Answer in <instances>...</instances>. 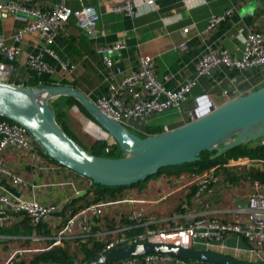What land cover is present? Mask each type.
Instances as JSON below:
<instances>
[{"label":"crops","instance_id":"obj_1","mask_svg":"<svg viewBox=\"0 0 264 264\" xmlns=\"http://www.w3.org/2000/svg\"><path fill=\"white\" fill-rule=\"evenodd\" d=\"M58 1L0 0V35L5 37L8 45L20 49L11 71L12 83L22 81L24 86H31L26 83L34 70L30 69L28 62L30 57L35 55L39 56L47 67L44 71L38 72L43 86H72L96 102L97 99L108 97L110 94L109 82L106 79L110 69L105 66L103 54L99 49L121 42L126 45L125 49L108 53L113 68L122 70L117 82L121 76L138 68L141 56H151L155 61L157 78L165 88L174 90L196 77L197 60L211 50L227 49L231 54L242 57L245 44L236 38L240 29L245 33L253 31L264 37V0H155V10L140 12L138 16L112 11L114 5L126 0H66L67 5L73 9L92 5L98 10L100 19L93 32L82 30L72 17L61 31L53 34L51 44L47 43L46 37H42L39 31L27 33L22 40L16 39L19 30L34 22V19L8 11L4 5L36 6L47 11ZM132 1L138 3L142 0ZM229 9H233L232 15L217 28L206 32L211 17L222 15ZM169 17L177 20L165 25L164 19ZM184 27L189 28L188 32L183 31ZM182 43L187 46L184 51L174 49L176 45ZM5 58V55L0 53V60L6 61ZM263 85L264 66L252 70L217 67L211 75L195 80L182 110L172 108L145 117L139 121L141 130L136 132L151 135L148 134V129H159L162 132L166 129H175L196 116L199 105L204 103L207 107H217ZM59 97L52 99L51 102ZM65 117L66 126L86 146L90 147L96 139L110 140L107 131L78 106L66 109ZM260 141L263 142L264 138L258 139V142ZM4 157L7 167L24 177L27 187L16 186L9 177L0 175V192H5L6 189L7 192L23 198L49 204L63 202L74 194V190L87 187L89 184L86 178L50 160L36 142L32 143L29 150L8 149ZM195 177L197 175L186 174L181 178L161 176L148 182L146 189L158 188L156 198L162 197L158 208L162 214H166L172 208L177 193L183 191L181 190L183 188L184 193L187 192L184 184ZM250 191L249 183L241 177L238 181L221 178L212 186V191L201 197H192L189 203L185 202L184 213L161 220L146 217L144 224L155 223L166 227L187 224L196 214H207L222 221L232 219L240 221L243 219L241 211L248 206ZM129 192L133 196L134 193H131L133 190ZM175 192L173 198L170 197ZM80 199L84 202L83 198ZM1 208L3 207L0 205ZM150 209L152 208H148ZM14 218H17L16 213L0 216V224ZM97 232L102 231L98 229ZM0 235V264L11 251L21 247L18 239L33 241L46 238L35 233L29 236L8 233ZM194 248L217 251L245 261H256L260 258L251 251L248 241L237 235H227L208 248L201 243L196 244Z\"/></svg>","mask_w":264,"mask_h":264},{"label":"built area","instance_id":"obj_2","mask_svg":"<svg viewBox=\"0 0 264 264\" xmlns=\"http://www.w3.org/2000/svg\"><path fill=\"white\" fill-rule=\"evenodd\" d=\"M6 10L17 15L34 19V22L19 30L16 34L17 40H22L24 36L33 31H39L42 37H46L47 43H53V34L61 31L69 20L74 17L78 26L89 33L96 27L100 14L92 5H84L79 9H73L67 5L66 0H59L50 10H43L36 6L9 4L3 6ZM155 0H142L134 2L126 0L112 7L113 12L138 16L140 12H151L155 10ZM21 13V14H20ZM233 13V9L227 10L222 15L211 17L206 32L212 31L220 26ZM177 19L173 17L165 18L164 24L168 25ZM189 28L184 27L183 31L188 32ZM236 38L245 44L244 54L237 57L227 49L211 50L203 54L196 62V77L186 83L181 84L174 90H169L157 78L155 71V61L151 56H141L138 61V68L121 76V69H114L112 60L108 53L120 51L126 48L124 43L118 42L111 46L99 49L103 54V62L110 69L106 79L109 82L110 94L108 97H101L96 100L97 106L109 117L123 124L131 131L141 130L139 121L150 115L162 113L172 108L182 110L183 103L188 98L195 80L199 77L209 76L213 70L220 66L233 67L240 70H252L255 67L264 66V37L256 32L245 33L240 29ZM186 44L182 43L174 47L177 51H184ZM20 49L16 46L8 45L4 36L0 35V53L5 55L6 61L0 60V80L11 82V71L13 63L19 54ZM30 69L42 72L47 67L40 60L39 56L32 55L29 59ZM15 85L24 86V83L14 81ZM226 93V92H225ZM197 115L204 114L211 107L198 106ZM165 131H169L166 129ZM36 142L44 152V147L32 136V134L22 125L0 119V175L7 176L11 182L19 187H27L24 177L10 170L5 162L4 154L8 149L29 150L32 143ZM264 142V141H263ZM217 181L213 173L203 175L197 181V196L211 190V185ZM91 184V183H90ZM253 189L248 197V206L241 211L243 219L240 221H221L207 214H196L187 224H178L169 227L155 225L147 226L146 230L135 236H129L127 230L129 226H123L106 232H97L96 235L116 234L107 243V251H111L119 246L149 241L154 243L173 244L181 247H195L201 243L207 248L214 242H220L227 235H237L245 238L250 244L251 251L259 257L264 252V185L259 181H253ZM0 192V216H7L10 213L28 214L34 223H40L50 216H53L59 207L55 205H45L36 199H26L18 194ZM79 191H77V194ZM104 204H90L73 217H71L63 235L55 237L56 242L63 238L70 237L75 227L82 230L83 234L89 235L93 232V218L103 215ZM129 218L137 223L142 221V210H135ZM144 224V223H143ZM145 225V224H144ZM1 236V235H0ZM207 250V249H206ZM22 256V251H15L11 257V263ZM185 261L171 255L161 253H148L139 256H132L118 260L115 264H180ZM40 264H59L44 261Z\"/></svg>","mask_w":264,"mask_h":264},{"label":"water","instance_id":"obj_3","mask_svg":"<svg viewBox=\"0 0 264 264\" xmlns=\"http://www.w3.org/2000/svg\"><path fill=\"white\" fill-rule=\"evenodd\" d=\"M63 95L81 102L120 145L122 157L94 155L63 129L51 107V100ZM0 115L24 126L50 157L72 171L97 184L129 186L157 174L163 167L198 161L204 151H215V156L220 157L235 147L264 138V85L212 106L175 129L145 137L106 115L83 91L67 85L19 86L0 80ZM148 253L214 264H264L217 251L149 241L119 246L86 264H109Z\"/></svg>","mask_w":264,"mask_h":264},{"label":"trees","instance_id":"obj_4","mask_svg":"<svg viewBox=\"0 0 264 264\" xmlns=\"http://www.w3.org/2000/svg\"><path fill=\"white\" fill-rule=\"evenodd\" d=\"M31 74V78L26 85L43 86V83H40L38 72L34 70ZM63 99L64 101H62ZM75 105L86 115L95 120L76 98L61 96L51 102V107L54 110L57 122L63 129L83 148L94 155L112 158L122 157L123 150L111 136L110 140L105 138L96 139L92 145L88 147L69 130L65 124L66 109ZM0 119L11 121L2 115H0ZM132 132L142 137L147 136V134L138 133L136 131ZM160 132L162 131L159 129H148V134ZM45 153L50 160L65 167L50 157L47 152ZM207 173H213L217 178V181L214 182L213 185H216L221 178L224 180L238 181L240 177L249 183L251 191L253 189V181H259L264 185V142H258L257 140L245 145H240L229 150L225 155L220 157L215 156V151H204L201 153V159L198 161L163 167L157 174L129 186H105L97 184L91 179L76 173L89 181L88 186L74 190V194L70 195L66 200L64 199L63 202L45 204L59 207L53 216H50L40 223H34L28 214L17 213V218H14L15 220H7L0 224V233L18 234L22 236H29L35 233L41 237L42 235L46 236L45 239H34L33 241L30 239H18L17 241H20L21 247L11 251L2 264H12L11 257L15 251H22V256L18 260H16V258L13 264H40L44 261L59 264L89 263L104 253H107V243L117 236L116 234L97 236L96 233L98 229L102 232H106L119 229L123 226H129L130 228L127 230V234L129 236H135L144 232L147 226L153 227L156 225L155 223L149 225L143 224L146 222V217H151L152 219L159 217L157 216V213H159L158 211L154 209L148 210L146 205L151 204L156 207L162 200L161 196L156 198L158 188L153 187L151 190L146 189V184L148 182L161 176H175L181 178L182 175L186 174L190 176L197 175V177L187 184H184V187L187 188V192L184 193L185 188H183L181 189L183 191L178 192L173 199L174 204L172 208L167 211L168 213H166L168 216H173L174 214L184 213L185 209L183 205L185 202L189 203L192 197H201L208 193V191H206L200 196H197L199 188L197 181ZM154 184L156 185L155 182ZM213 185H211L210 191H212ZM129 190H133V192H131L134 193L133 196L130 195ZM77 191H79L78 194ZM175 194L176 192L171 194L170 197ZM80 198H83L84 202L80 201ZM167 198H169V196ZM172 198H170V200H172ZM90 204H104L103 215L98 218H93V232L86 235L83 234L81 229L75 227L70 237L63 238L59 242H56L55 237L64 234L71 217ZM135 210H142L143 218L141 223H137V221H133L129 218L131 213ZM229 221L238 220L232 219ZM31 242L34 244H31ZM139 258L142 259L143 256H139ZM256 261L264 262V252ZM115 263H117V261H113L109 264ZM180 264L214 263L187 260Z\"/></svg>","mask_w":264,"mask_h":264},{"label":"rangeland","instance_id":"obj_5","mask_svg":"<svg viewBox=\"0 0 264 264\" xmlns=\"http://www.w3.org/2000/svg\"><path fill=\"white\" fill-rule=\"evenodd\" d=\"M146 207L147 208H152V209L158 211L159 213H157V216H159L158 217L159 220L166 219L168 217V214H162V211L159 210L158 205L155 207L154 205L148 204V205H146Z\"/></svg>","mask_w":264,"mask_h":264}]
</instances>
